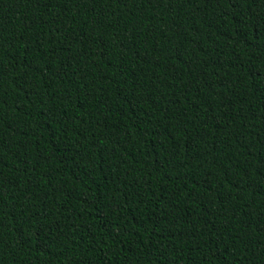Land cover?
<instances>
[{
    "label": "trees",
    "instance_id": "16d2710c",
    "mask_svg": "<svg viewBox=\"0 0 264 264\" xmlns=\"http://www.w3.org/2000/svg\"><path fill=\"white\" fill-rule=\"evenodd\" d=\"M0 264H264V0H0Z\"/></svg>",
    "mask_w": 264,
    "mask_h": 264
}]
</instances>
